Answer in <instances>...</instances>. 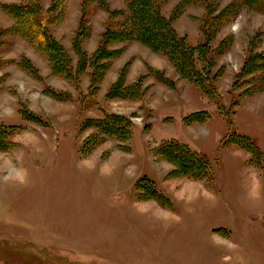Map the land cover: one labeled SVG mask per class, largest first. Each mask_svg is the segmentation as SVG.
Listing matches in <instances>:
<instances>
[{
	"label": "rangeland",
	"instance_id": "rangeland-1",
	"mask_svg": "<svg viewBox=\"0 0 264 264\" xmlns=\"http://www.w3.org/2000/svg\"><path fill=\"white\" fill-rule=\"evenodd\" d=\"M76 1L66 0L65 9L68 2ZM88 1L89 11L102 9L99 0ZM107 2L111 9L118 5ZM182 2L169 0L162 14L177 33L186 35L190 45H198L203 41L201 18L206 10L183 7ZM12 3L21 0H0V14L11 21L2 5ZM120 3V9L112 10L123 15L126 0ZM211 3L217 13L232 7L227 23L208 21L216 32L212 46L230 41L228 51L221 57L205 52L196 60L199 69L207 73L213 69L211 77L221 72L214 101L181 76L169 60L168 70L162 72L175 81L171 97L158 101L159 97L147 95L134 104L110 96L122 72L109 88L106 76L133 43L109 47L118 53L100 83L105 88L98 85L97 99L82 100L85 106L51 100L43 91L46 97L40 100L42 109L37 102L38 109L34 104L38 93L31 89L35 82L27 84L26 95L34 100L29 104L44 115L45 125L13 119L8 94L13 95L15 87L7 85L14 82L3 76L0 123L22 125L25 131L13 138L17 144L12 151H0V264H264V166L252 164L253 156L246 150L224 146L225 139L237 133L251 137L264 151V77L256 80L247 96H242L245 89H232L250 50L264 51V14L239 8L236 0ZM178 8L181 13L175 15ZM118 20L123 23L126 17ZM7 51L0 52V60L7 57ZM146 51L140 48L138 53ZM144 61H138L132 73L146 76L151 87L155 78L150 76L151 65ZM132 63L122 67L126 85ZM217 102L225 106V115ZM100 107L131 117L134 136L126 144L128 149L106 138L91 154L83 155L84 141L98 132L82 130V123L103 116ZM202 110L211 114L210 120L191 127L184 124L182 119ZM172 139L211 160L213 181L171 175L176 166L157 150ZM142 176L154 180L163 194L174 193L191 205L173 204L174 209L145 197L135 186Z\"/></svg>",
	"mask_w": 264,
	"mask_h": 264
},
{
	"label": "trees",
	"instance_id": "trees-1",
	"mask_svg": "<svg viewBox=\"0 0 264 264\" xmlns=\"http://www.w3.org/2000/svg\"><path fill=\"white\" fill-rule=\"evenodd\" d=\"M169 0H126V9L122 15L116 10H112L107 0H99L98 7L107 11L109 20L106 25L105 32L101 35L98 50L89 56L83 49V41L91 34V27L89 23L88 0H83L82 3V19L75 39V50L79 56L77 66L72 62V57L60 42L54 38L51 32V27L57 24H62L66 18V0H54L48 10H44L42 3L37 0H21L19 4H4L2 8L5 15H8L14 26H12L13 36L24 39L36 51L41 52L52 65L54 73L60 77L67 79L76 86H79L80 79L84 73L91 70L90 78V98H94L103 77L111 67L113 59L117 58L118 51L111 50L112 45L120 43H140L144 47L148 46L157 54L164 55L176 68L178 73L189 80L194 86L200 89L206 97L215 100L218 92L214 87L218 79L221 78L219 73L213 74V69L209 73L199 69L197 64L198 56L205 54L209 56H222L230 46V41H222L216 48L212 46V41L215 39L214 30H211L210 22H221L222 25L230 17L228 7L226 10L218 11L212 5L211 0H183V7L202 6L206 10L205 16L201 18V29L203 34V41L198 45H190L185 36L177 33L172 26V22L168 21L165 15L162 14V6ZM239 8L247 7L257 12L264 14V0H236ZM87 10V11H85ZM118 12V13H117ZM181 12L179 8L176 9L175 15ZM216 13V14H215ZM237 14V12H236ZM126 17V21L121 23L119 17ZM235 17V14L233 15ZM206 17V19H205ZM209 21V23H208ZM10 30L7 31L9 34ZM4 33L0 29V35ZM252 45L250 46V49ZM249 56L244 61L241 71L236 75L235 82L232 89H245L243 95H248L252 90L253 84L256 80L264 77V51L255 53V50H250ZM196 56V57H195ZM210 60V59H209ZM212 64V63H211ZM25 69L31 73L35 70L21 63ZM203 68V67H202ZM150 76H153L158 83H162L170 88H174L175 81L167 77L162 71L150 67ZM119 80L113 84L112 92L115 98H122L128 101H140L149 90V86L145 85L146 76H141L134 84L126 85L125 72L121 71ZM223 75V74H222ZM241 87V88H240ZM47 93L60 102H74V96L68 91H56L52 88H47ZM85 97V96H84ZM83 100L82 98H80ZM92 99H90L91 101ZM235 103L234 105L237 107ZM217 108L225 115V106L218 105ZM104 112L101 118H89L82 126V130L88 128L96 129L98 133L90 135L81 148L83 155L91 154L100 142L106 138L115 139L120 143V148L128 149L126 144L134 136V123L131 117L127 115L114 113L102 109ZM22 118L28 122H34L39 125H45L46 122L42 117L33 113L26 106L20 107ZM211 114L207 111H196L191 115L185 117L187 124L205 123L211 118ZM36 121V122H35ZM25 129L22 125H0V151L8 152L16 146L14 137ZM224 146H234L244 149L253 156L251 163L264 166V151L255 142L254 139L247 135L231 134L224 141ZM2 147V148H1ZM127 147V148H125ZM157 150L161 157L170 161L176 166V169L171 172L175 177H187L191 180H209L214 179V169H212V162L199 151L179 140L164 141L159 145ZM260 161L259 164L257 161ZM254 162V163H253ZM136 189L143 192L145 197L156 199L163 202L165 206H172L169 197L165 196L159 191L154 180L148 177H142L136 183Z\"/></svg>",
	"mask_w": 264,
	"mask_h": 264
},
{
	"label": "crops",
	"instance_id": "crops-1",
	"mask_svg": "<svg viewBox=\"0 0 264 264\" xmlns=\"http://www.w3.org/2000/svg\"><path fill=\"white\" fill-rule=\"evenodd\" d=\"M108 1L112 4V6L114 3H116V2L118 3V5H116L117 7L113 6L112 9L113 8L114 9H117V8L120 9L121 8L120 7L121 6L120 1H123V0H108ZM46 2H48V1L42 0V2H41L42 5H44V7H43L44 10H48L53 3L52 0H50L49 3H46ZM81 5H82V3H80V0H79V2L76 1L74 3L68 2L67 8H66V18H65L64 23L57 24L56 26L51 27L52 35L54 36V38H56V40L58 42H60L62 44V46L65 48V50H67L69 52V54L71 55L72 60H73L72 62L74 63L75 66H77V64H78L77 61L79 60V56H78V54L74 48H75V39H76L75 36H76L77 31L79 29L80 22L82 19V15H83V12H82L83 8ZM89 18H90V21L88 24H90V26H91V34L88 38H86L83 41L82 49L89 56H92L98 50L101 35L105 32L106 25H107V22L109 20V14L107 13V11L95 8V10H93V12H91L89 14ZM12 26H14V21L7 19L6 16L0 14V28H1V31L4 32L3 35H0V52L3 53V52H5V49L8 48V51L4 54L7 57L0 60L1 65H3V67L0 69V80H2L3 76L8 75V77H10L11 80L14 82V83H8V85H7V87H15V88H13V89H15L14 94L13 95L8 94L10 99H11V101L9 102V105H10V110H12L11 112L14 115V117H13L14 120L16 118L18 121V119L20 118V120L23 121L21 114H19L20 113V107H22L23 105L26 106L27 108H29L36 115L42 117V119H45V118H43L44 115L42 113H39V111L36 110L34 105H33L34 106V108H33L31 106L32 104H29V101H31L32 98H29L26 95L27 89H24V88L27 84H31V82H35L34 84L31 85L32 86L31 89L36 91V93H38V95H36V100H35L36 102H34V104H36V107L38 109H39V106H38L37 102H40V107L42 109V106H41L42 102L40 100L45 99L46 95H45V92H43V91L47 92V88H52L56 91H68L69 93H71L74 96L73 99H75V101H74L75 104H76V102H80L81 105H84V106L86 104H84V102L80 98H82L83 100L87 99L88 101H90V99H92L94 101L97 99L96 97L89 99L91 78H90V74H88V73H90L91 70H88L87 73L83 74V76L80 79L79 86H76L75 84L68 81L67 79L56 75L54 73L52 65L49 63V60L41 52L36 51V49L31 47V45L28 42H26L24 39L7 33L9 28H12ZM180 35L186 36L185 34L184 35L180 34ZM22 48L24 50H20ZM140 48L146 49L147 51L142 53V54H139L138 50ZM133 56H135V58H137L138 61H140L141 63H143V60H145L144 62L148 61V63L151 65L152 68H155V69L161 70V71L168 70V66H167V65H169L168 59L164 55L159 54V53L157 54L152 49H150L148 47H143L139 43H133V45H131L127 49V51L125 52L123 57H121L117 61H114L113 67L110 70V72H108V75L106 76V79H105V82L108 81V83H109L107 85L108 88L111 86V84L116 82L119 72L122 71V67L124 66L125 63H127L130 60H133V63H132V66H131V69L129 72V76H128L129 77L128 85L134 84L140 78V76H141L140 74L134 75L132 73L133 72L132 67L136 66L138 63V61H136ZM122 59H124V60H122ZM21 63L22 64L25 63L27 66L34 69L35 72L31 73L30 71H28V69H25V67H23L21 65ZM153 80L154 81H152V82H154L153 83L154 85H152L151 87H150V85H148L149 80L146 81V84L149 86V90L147 91V94L144 96L145 100H146L147 95H150L153 97H159L157 99L158 101H161L163 99V97L166 95L167 96L169 95L171 97V94H170L171 88L170 87H168L162 83H158L157 81H155V79H153ZM15 83H22L24 86L21 89L20 87L18 88V86ZM36 84H38V85H36ZM190 85H192V84H190ZM99 86H100L101 90H103L105 88L103 85H99ZM192 86H194V85H192ZM194 87H196V86H194ZM179 88H180V86H179ZM48 96H50V95L48 94ZM49 98H51V100H53V98L51 96ZM33 101L34 100H32L31 102H33ZM142 101L141 100L140 101L134 100V104L138 103V102L141 103ZM158 101H157V103H158ZM62 103H64V102H62ZM75 109L77 110V108H75ZM100 109H106V107H100ZM110 112H114V111L110 110ZM114 113H117V112H114ZM123 115H127V114H123ZM101 117H103V116H98V117L94 116V118H97V119L101 118ZM1 118L2 117L0 115V121H1ZM183 122H184V124H186L187 126H190V127L194 126V125H202L200 123L187 124L185 122V120H183ZM0 125H2V124L0 123ZM17 135H16V137H17ZM175 140H177V139H175ZM231 147H234V146H231ZM135 182H137V181H135ZM163 192H164L165 196L169 197V199L172 203V207H173V204H174V207H176L179 204H184V203L187 204L186 205L187 207H189V205H191V202L188 203V201H183V203H182L180 198L177 195H175L174 193H171L168 191L167 192L163 191ZM168 211L173 212V210H168Z\"/></svg>",
	"mask_w": 264,
	"mask_h": 264
}]
</instances>
